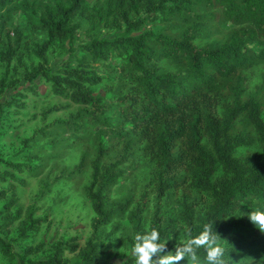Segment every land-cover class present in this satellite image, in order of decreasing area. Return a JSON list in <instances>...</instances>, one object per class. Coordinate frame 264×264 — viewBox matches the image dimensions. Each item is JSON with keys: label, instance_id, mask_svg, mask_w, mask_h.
Returning a JSON list of instances; mask_svg holds the SVG:
<instances>
[{"label": "trees", "instance_id": "obj_1", "mask_svg": "<svg viewBox=\"0 0 264 264\" xmlns=\"http://www.w3.org/2000/svg\"><path fill=\"white\" fill-rule=\"evenodd\" d=\"M8 1L0 0V8ZM50 1L30 11V16L36 15L35 27L46 35L34 43L33 53L40 60L53 37L73 39L69 19L87 5L86 0ZM197 3L219 7L221 17L237 26L219 43L199 47L192 41L200 31V21L178 35L156 34L141 31L144 18H130L128 13L140 10L146 16L159 13L166 18L189 12ZM21 5L28 10L24 2ZM113 8L123 31L112 38H93L81 44L84 58H104L106 50L126 55L124 72L118 77L121 85L112 100L92 95L90 87L101 77L86 69V62H78L81 68L67 67L55 74L41 65L36 68L56 94L67 93L72 102L83 105L77 117L64 121L66 126L75 129L82 123L101 120L102 128L93 140L96 158L91 162V180L83 189L95 214L92 233L81 248L75 239L60 240L50 245L51 253L45 258L21 260L20 264H103L99 257L106 245L97 240L95 231L124 208V204L109 201L108 192L119 178V164L134 147L141 148L153 166L148 188L139 195L132 219L135 235L141 233V213L150 199L153 212L148 229L159 231L161 243L178 226L188 239L187 229L196 237L205 224L213 223L223 240L226 264H264V232L244 216L249 210L264 211V102L257 98L261 90L264 96V89L242 97L246 90L242 71L264 57V0H114ZM5 14L6 9L0 14V39L6 27ZM12 32L17 45L20 30L12 26ZM10 50H6V64L13 54ZM159 58L175 63L177 68L159 67ZM110 110L114 123L104 118ZM106 135L118 145V157L99 163V157L111 148L102 145L100 138ZM249 146H254V151L243 152ZM84 166L85 156L81 154L74 166L59 175L68 179ZM168 193L175 194L181 206L177 219L162 208ZM4 197L0 191V199ZM19 213L16 209L14 216H5L1 226L7 227ZM30 214L28 210L20 235L38 228L40 220ZM174 246L166 247L174 251ZM0 248L8 251L1 239ZM63 250L76 251L78 259L67 262L61 256ZM197 255L206 264L205 249H197ZM105 264H136V260L128 257Z\"/></svg>", "mask_w": 264, "mask_h": 264}, {"label": "rangeland", "instance_id": "obj_2", "mask_svg": "<svg viewBox=\"0 0 264 264\" xmlns=\"http://www.w3.org/2000/svg\"><path fill=\"white\" fill-rule=\"evenodd\" d=\"M86 1L87 5L69 19V24L74 27L73 39L53 37L43 51L42 60L33 53V48L34 43L44 40L46 35L35 27L36 15L30 16V11L40 3L51 1L11 0L0 8V14L7 10L6 27L0 39V177H3L0 179V191L5 193V197L0 199V239L8 246L7 252L0 248V264L43 259L51 253L50 245L60 240L75 239L81 248L92 233L91 221L95 214L83 189L91 180V162L96 158L93 140L102 128L101 120L82 123L75 129L66 126L64 121L77 117L83 105L72 102L67 93L65 96L56 94L51 83L36 73L38 65L55 74L67 67L81 68L78 62H86V69L101 77L99 83L90 87L92 95L112 100L114 91L121 85L118 77L124 72L122 65L126 62V55L106 50L104 58H84L81 44L93 38L116 36L123 31L122 22L113 8L114 0ZM21 2L28 6V10ZM106 5H109L107 10ZM128 13L130 18H144L141 31L150 30L156 34L178 35L200 21V31L192 41L199 47L219 43L231 28L237 26L221 17L219 7L205 6L204 3L193 4L189 12L181 11L166 18L159 13L146 16L140 10ZM12 26L20 30L17 45L13 43ZM8 48L13 54L6 64L4 57ZM156 65L171 71L177 68L175 63L164 58H159ZM242 73L246 87L242 97L264 89V57ZM261 92L257 98L264 102ZM261 106L264 110V103ZM104 116L109 123H114L111 110ZM100 139L104 147L111 148L99 157V163L112 162L118 157V145L108 135ZM254 149V146H249L243 152L249 154ZM81 154L85 156L83 170L68 179L60 176L61 172H67L77 163ZM119 168V178L109 189L108 198L119 206L124 204V208L95 231L97 240L106 245L105 252L99 257L103 264L119 263L128 257L136 260L132 253L136 236L132 219L139 206V195L148 188V179L153 171L151 161L139 147L132 149ZM162 208L170 218L177 219L181 206L176 195L168 193ZM16 209L20 212L18 217L7 227H2L5 216H14ZM28 210L31 211L30 216L39 219L40 223L37 230H26L25 235H20ZM251 211L245 212L244 216L248 218ZM152 212L153 205L149 199L141 213V235L150 232L148 224ZM186 237L185 230L178 226L162 242L172 247L184 242ZM61 256L67 262L78 259L76 251L63 250ZM180 264L187 262L181 261Z\"/></svg>", "mask_w": 264, "mask_h": 264}, {"label": "clouds", "instance_id": "obj_3", "mask_svg": "<svg viewBox=\"0 0 264 264\" xmlns=\"http://www.w3.org/2000/svg\"><path fill=\"white\" fill-rule=\"evenodd\" d=\"M251 223L264 232V211H251L248 215ZM188 239L180 245L174 246V251H167V244L160 242L159 231L153 228L145 234H137L134 237L135 244L132 253L136 257V264H202L197 255V249L204 248L206 252V264H226L224 259L225 248L223 241L214 231L213 223L205 224L203 231L196 237L191 236V229H187Z\"/></svg>", "mask_w": 264, "mask_h": 264}]
</instances>
